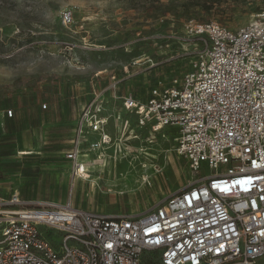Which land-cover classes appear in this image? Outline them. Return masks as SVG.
I'll list each match as a JSON object with an SVG mask.
<instances>
[{"label":"rangeland","instance_id":"374dc122","mask_svg":"<svg viewBox=\"0 0 264 264\" xmlns=\"http://www.w3.org/2000/svg\"><path fill=\"white\" fill-rule=\"evenodd\" d=\"M263 6L264 0H0V197L17 193L141 216L183 189L198 174L187 173L186 160L171 152L169 132L141 125L139 112H127L123 102H140L157 81L170 84L188 70L200 46L187 33L189 21L238 29ZM64 9L73 12L71 26L61 21ZM84 108L108 122L87 135L75 162L65 154ZM79 164L89 180L76 177ZM210 172L202 164L200 174ZM158 255L145 254L143 264H161Z\"/></svg>","mask_w":264,"mask_h":264},{"label":"built area","instance_id":"2783aa9c","mask_svg":"<svg viewBox=\"0 0 264 264\" xmlns=\"http://www.w3.org/2000/svg\"><path fill=\"white\" fill-rule=\"evenodd\" d=\"M61 21L71 26L73 12L64 9ZM186 29L200 43L188 70L123 108L139 112L152 132H169L171 152L198 177L141 216L0 197V264H143L149 252L161 264L264 257V6L238 29L213 21H189ZM107 122L84 108L66 158L77 162L87 135ZM202 164L209 174H200Z\"/></svg>","mask_w":264,"mask_h":264},{"label":"bare ground","instance_id":"6f19581e","mask_svg":"<svg viewBox=\"0 0 264 264\" xmlns=\"http://www.w3.org/2000/svg\"><path fill=\"white\" fill-rule=\"evenodd\" d=\"M108 142H109V137H108V136H105V137H104V141H103V143H108ZM102 154H103V153H102ZM99 159H100V158H99ZM101 159H102V158H101ZM75 174L78 175V176H80V177H81L82 179H84V180H89V177L91 176V175L88 174V172L86 171L84 165H82V166H78V167H77V171H76ZM90 181H92V180H90ZM90 185H91V188L93 189L94 184L90 183Z\"/></svg>","mask_w":264,"mask_h":264},{"label":"crops","instance_id":"0c3cea01","mask_svg":"<svg viewBox=\"0 0 264 264\" xmlns=\"http://www.w3.org/2000/svg\"><path fill=\"white\" fill-rule=\"evenodd\" d=\"M77 178H79L80 180H84V179H82L80 176H76ZM11 194H9V196H10ZM19 195V194H18ZM20 196V195H19ZM22 198V197H21ZM23 199V198H22ZM45 200H48V199H45ZM78 209V208H77ZM82 210H85V209H82Z\"/></svg>","mask_w":264,"mask_h":264}]
</instances>
